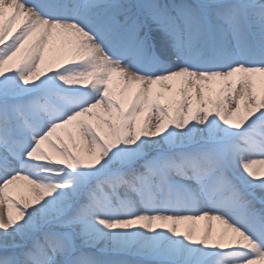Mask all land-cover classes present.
<instances>
[{
  "label": "snow or ice",
  "instance_id": "1",
  "mask_svg": "<svg viewBox=\"0 0 264 264\" xmlns=\"http://www.w3.org/2000/svg\"><path fill=\"white\" fill-rule=\"evenodd\" d=\"M257 165L264 0H0V264H264Z\"/></svg>",
  "mask_w": 264,
  "mask_h": 264
},
{
  "label": "bare ground",
  "instance_id": "2",
  "mask_svg": "<svg viewBox=\"0 0 264 264\" xmlns=\"http://www.w3.org/2000/svg\"><path fill=\"white\" fill-rule=\"evenodd\" d=\"M260 171L264 172V165H257L256 166ZM214 224L216 225L217 227H219V222L217 221H212V222H209V221H206V220H202V221H189V222H182L180 227H181V230H183L184 228L188 227V226H192L195 228L196 230V234L199 235L200 232L202 231V229L208 225V224Z\"/></svg>",
  "mask_w": 264,
  "mask_h": 264
}]
</instances>
